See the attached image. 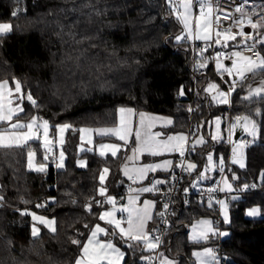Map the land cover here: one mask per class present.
<instances>
[{
    "label": "trees",
    "instance_id": "trees-1",
    "mask_svg": "<svg viewBox=\"0 0 264 264\" xmlns=\"http://www.w3.org/2000/svg\"><path fill=\"white\" fill-rule=\"evenodd\" d=\"M84 4L94 8L83 7ZM73 7L77 11H68ZM13 11H17V16L11 15ZM75 20L79 23L71 29L76 34L73 38L67 33L68 25ZM0 22L13 26L9 34L0 36V79H8L11 86L13 76L20 79L23 90H30L40 105L33 108L25 100V113L20 118L30 119L35 114L47 119L53 136L54 125H71L64 146L67 159L63 170L49 161L44 173L30 171L26 148H0V185L4 186L0 191L5 196L0 207V264H14L13 257L27 258L31 264H73L79 253L69 237L75 236L77 230L86 236L88 229L101 222L98 213L107 208V203L103 207L95 203L104 200L98 191L101 171L105 167L109 170L104 186L108 194L120 196L126 184L121 165L127 149H122L117 157L103 158L89 151L79 154L80 129L116 125L119 109L123 107L172 117L171 132L189 131L200 124L206 128L215 116L228 114L233 119L238 115L252 116L259 126L258 142L247 149L246 166L239 168L231 162L226 174L232 179L236 177L235 187L256 182L264 189V180L260 178L264 171V115L254 114L257 107L264 112V101L259 97L242 99L246 87L231 95L230 104L215 105L199 95L210 81L225 86L215 73L210 49L201 45L194 59L190 43L183 38V26L167 0H0ZM176 36L182 38L177 40ZM240 39L238 36L231 41L229 48L235 49L232 45ZM201 48L206 49L202 55ZM257 48L264 54V46ZM204 59L207 64L203 68L197 66L194 78V60L197 64ZM194 86L197 97L193 102ZM181 90L183 95L179 94ZM193 104L191 113L189 107ZM36 150L40 152L37 144ZM217 150L226 162L227 144H218ZM79 158L85 159V168H79ZM193 158L199 166L203 165L204 157L200 154L189 157ZM188 179L187 174L183 190ZM21 197L29 203H22ZM156 200L159 212L163 200L160 195ZM176 201L177 209L162 252L178 264H193L192 250L217 243L213 239L207 243L190 242L189 226L202 217L212 218L216 223L219 208L216 202L209 207L208 200L197 195L189 199L188 205L183 196ZM38 203H44L43 207H36ZM85 203L92 204L91 212L85 209ZM254 206L260 208V218L246 216V210ZM30 211L55 217L57 224L55 234L42 228L43 248L39 258L28 251L29 241L33 240ZM230 215V225L222 224V229L228 231L221 244L228 256L223 264H264V193L234 199ZM158 218L155 214L151 229ZM85 223L88 229L84 228ZM8 240L13 243L11 249ZM117 242L126 253L124 264L147 263L141 259L147 252H134L119 239Z\"/></svg>",
    "mask_w": 264,
    "mask_h": 264
},
{
    "label": "snow or ice",
    "instance_id": "snow-or-ice-1",
    "mask_svg": "<svg viewBox=\"0 0 264 264\" xmlns=\"http://www.w3.org/2000/svg\"><path fill=\"white\" fill-rule=\"evenodd\" d=\"M169 8L172 13L175 14L176 19L183 25V29L187 32L189 37H194L195 39L203 41H212L216 45H222L223 47H228V41H236L237 37L241 39L234 45L235 49L230 53H225L223 51H217L215 53V66L217 71L220 73L221 78L223 74L227 73L229 76H235L239 78V81H245L252 79L254 80L257 76L260 80L256 86L252 84L247 85V94L242 97L244 100H252L254 97H259L261 101H264V54L262 49H258L257 45L264 46V4L254 5L248 7L249 0H241V3L235 7L234 12L236 15L228 14L223 16V20H231V24L225 26L222 23V18L218 14V4L214 0H195V6L199 8V14L195 15L193 12L194 0H167ZM83 7H93L90 4H84ZM95 10V9H94ZM63 11V10H62ZM70 12H75L77 9L75 7L68 9ZM97 14H99V11ZM13 17L17 16V11L11 13ZM256 17V19H253ZM193 21H195V31L193 30ZM79 20L73 21L68 25L69 32L67 35L70 37H75V33L71 31L74 24H78ZM245 26L250 27L252 31L245 32ZM11 23H0V35L7 34L12 31ZM237 31H233V29ZM63 30V26H61ZM213 33L215 34V39L213 40ZM87 38V37H84ZM181 36H176L177 40H180ZM249 41L251 43L249 44ZM79 43V41H77ZM210 46V45H209ZM206 49H199L202 55ZM195 51V50H194ZM245 51H252L253 55H245ZM227 57L231 61V66L226 67L222 63V59ZM207 64V59L203 62L197 61V66L200 68L205 67ZM237 81L233 79L229 83L227 91L220 90L219 85L216 83H209L206 92L211 93V99L217 101L221 104H230L229 97L232 92L235 91ZM12 84L14 87H10L8 79H0V148H20L28 145L29 141L40 140L43 138L44 145L47 147L51 141L48 139L49 134V121L40 117L38 115L32 114L30 119H21L20 113H25V108L23 107L24 101L27 100L33 108H38L40 105L37 100L33 97L31 91H24L22 82L15 76L12 77ZM243 87V85H242ZM180 95H183V90L180 91ZM191 111V107H189ZM120 113H127L129 116L132 114L133 109L131 108H120ZM255 116H262L261 108L257 107L254 109ZM27 115V113H26ZM140 120L139 125L135 128V140L134 147L131 148V155H126V161H139L141 155L148 154L150 156H160L164 153L179 152L181 157L185 155V143L187 142V136L184 133H177L175 135H168L166 139H158L162 136V133L152 132L151 129L154 127V122L159 119L163 120L167 124H171L172 121L168 117H152L150 114L141 112L139 114ZM148 117V120H145ZM235 123L229 126V137L230 143H233L232 148V162L239 163L240 167H245L244 164V148L251 141L241 140L238 143L233 142L231 139L232 130L238 126L247 132L253 140H255L259 126L257 121L249 115H238L235 117ZM54 127L60 132L61 138L63 136L64 130L71 127L67 123L57 124ZM219 128H220V118H216V129L217 134L212 135V139L216 140L219 138ZM80 131L92 132V129L81 128ZM97 133L101 135L112 134L116 136L119 140H122L127 144L129 135L132 133L133 128L129 121L125 117H121V125L113 128H99L95 129ZM83 139V137H81ZM61 142L62 139H61ZM203 136L199 137L193 142L192 149L195 150L196 144L204 143ZM100 155L104 156L106 151H110L113 157L116 156L117 150L120 148L118 144H104L99 145ZM90 150V149H89ZM47 151H51V148H47ZM28 163L27 167L30 170L44 173L47 169L46 163L34 164L33 160L35 157V152L29 147L28 152ZM48 156L45 154L44 160H47ZM64 154L60 153L59 162L56 164L57 168H64ZM208 163L204 167V172L212 170L213 157L209 153L207 157ZM81 166H84L83 161H78ZM173 161L171 159H164L159 163H144L136 164L133 163L129 167L126 162L122 165V171L125 176L133 183L143 181L149 172H156L157 169H162L164 171L169 170L172 167ZM187 164V167H183ZM224 160L223 157L219 159V168L221 173H223ZM182 167L184 171H191L196 168V164L187 162L181 159L177 165ZM108 168L105 167L99 176L101 187L98 191L101 196H104L107 189L103 187L105 175L108 172ZM204 172L198 174V179L204 178ZM173 180L177 179L175 174L171 177ZM260 178L264 180V171L260 173ZM233 179H236L233 176ZM166 181L155 179L150 182L148 186H142L138 188L128 187L127 203L121 204L117 207L116 198L113 196H105L103 201L97 200L95 203L103 207L104 203L111 205L110 209L101 211L98 213V218L104 221L107 225L111 226V231L109 228L102 227L99 223L95 224L92 228L88 229V224H84V228L88 229V234L85 236L83 232L77 230L76 235L69 237L71 243L77 246L78 255L73 261V264H121L124 260L125 252L121 250L120 247L114 242L116 238L127 245L128 248H134L132 242H136L138 246L142 247V250L155 253L159 245L162 243L160 236H152L151 233L157 231L158 229H148V222L153 219V208L156 201L145 199L142 204H138L140 201V195L142 193L149 192H159L160 189L157 185L164 184ZM221 183L224 187L220 190L223 191L225 188L229 191L232 190V185L228 182L227 177L222 176ZM193 187L196 185L193 184ZM256 185H252L255 187ZM3 185H0V190L3 189ZM244 189L249 188L248 184H243ZM187 191V189H185ZM208 193L214 191L213 188L207 189ZM71 195V193H66ZM55 199L54 197L52 198ZM235 199V197H233ZM22 203H29V201L24 200L23 197L20 198ZM213 197L208 196V206H212ZM5 202V196L2 191H0V207L3 206ZM75 203V200L72 201ZM222 210H224L225 222L228 221L227 215V205L224 201H217ZM36 207H43V204H37ZM85 209L91 212L92 204L85 203ZM168 203H163L161 211L157 212L156 215L159 216L164 223H167L165 219L166 210L168 209ZM17 211H20L17 209ZM26 211V210H25ZM119 212L121 215L117 218L116 213ZM21 214H25L21 212ZM32 216L33 220L39 221L43 224L51 233L55 234L57 229L55 227L56 220L55 217L49 219L43 215H37L34 212L28 213ZM249 215L259 214V209L253 208L249 210ZM209 234L215 235L216 230L212 226V221L210 220H200L197 221L192 226V232L189 239L195 243L200 241H207L209 239ZM220 235H226V233H219ZM101 235L106 239H101ZM31 236L33 240L29 241V253L32 256L39 258L41 256V249L43 244L40 240V229L35 225L32 226ZM78 237H84L80 239ZM111 237V238H108ZM9 249L13 247L11 240L7 241ZM21 255L23 256V249L21 250ZM192 256L195 257L196 264H219V260L212 248L205 247L202 251H193ZM51 259V257H49ZM141 259L146 261L147 264H153V261H158L159 264H178L175 259H170L165 256L163 252H159L155 255L141 256ZM14 264H31L27 258L17 259L13 257Z\"/></svg>",
    "mask_w": 264,
    "mask_h": 264
},
{
    "label": "crops",
    "instance_id": "crops-1",
    "mask_svg": "<svg viewBox=\"0 0 264 264\" xmlns=\"http://www.w3.org/2000/svg\"><path fill=\"white\" fill-rule=\"evenodd\" d=\"M193 12H194L195 15H198L199 14V10H198L197 13L195 12V7L193 8ZM0 23H7V22H0ZM193 30L195 31V21H193ZM250 31H252V30L250 28H248L247 32H250ZM9 33H7V34H9ZM7 34H4V35H7ZM184 35H187L188 36V34H187V32L185 30H184ZM0 36H3V35H0ZM189 38L190 39H195L194 37H189ZM195 40L198 43H201V44H207V43L210 42V41H203V40H199V39H195ZM230 42L231 41H228V45H229ZM217 48H219L220 51H223L225 53H230L231 51H234V50H240V49H230L229 46L228 47H223L222 45H217ZM222 63L226 67H230L231 66V61L229 59L226 62H222ZM214 70H215V73L218 75L219 79H221V81H222V83L224 84L225 87L222 88L217 82L210 81V82H208L205 85V87L203 88V91L200 92L199 95L202 96L203 98H207L209 101H211L215 105H223V104L218 103L217 101L212 100L211 99V95L212 94L205 91V89L207 88V86H208L209 83H216L217 85H219L220 90L227 91V89L229 87V83H231V81L233 79H235L237 81L236 87H235V91L238 90V89H241L243 87H246V92L244 94V95H246L247 94V85L248 84H252L253 86H256V84H258V82H259V80H255V79L254 80L251 79L250 81H239V78L238 77L229 76L227 73H224L223 74V78H221L220 73L216 69L215 62H214ZM242 85H243V87H242ZM10 87H14V86H11L10 85ZM234 92H232V94ZM230 98H231V96L229 97V99ZM123 108H131V109H133L132 114L129 116V114H127V113H120V112H118V121H117L116 125L109 126V127H100V128H113V127H118V126L121 125V117L122 116L125 117L126 120L130 122V124H131V126L133 128L132 133L129 135L127 144H125L124 141L119 140L116 136H114L112 134L101 135V134L97 133L96 131H94L95 129H99V128L83 127V128H86V129H92L93 130L91 133H92L93 138H94L93 142L95 144V148H94L93 151H89V152H95L100 157H103V158L110 157V156L113 157L111 155V152L110 151H106L104 156H101L100 155L99 145L101 143H104V144H118V145H120V148L117 150V154H116L115 157H117L118 154L120 153V151L122 149H124V148L127 149L126 155H131V148L134 147L135 128L139 125V120H140L139 114L141 112H143V113L150 114V116H152V117H158V118L159 117H168L172 121L171 124H167L163 120H159V119H157L154 122V127L151 129V131L152 132L159 131V132L162 133V136L158 137V139H166V137L168 135H175L177 133H184L187 136V138H188L187 139V142L184 145L185 152H186L187 148L189 147L190 148L191 156L196 157L197 154H200L201 157H204L203 158L204 159L203 160L204 162H203V165L202 166H199L198 165V162L196 161L195 158L189 159L191 161V163L196 164V168L195 169H192L190 172L188 171V178H189L188 180H189V182H187V187L192 188L195 191H198L201 188H203L204 186L213 184V183H215L217 181L220 182L221 188L224 187V185H223V183H221V179L219 177L220 176L219 175V173H220V170H219L220 169L219 168V159H220V157H223V160H224V156H223V154L221 153L220 150H217V145L218 144H221L222 142H224V143L227 144V146L229 148V145H230V142L228 140V137H229V126L231 124L235 123V119H233L230 115L226 114L225 116H215V117H213L211 120H209V123L207 124L206 128H205V126L203 124H200L199 126H197L195 128H192V129L190 128L189 131L171 132L169 129H171L173 127V125H174V119L172 117L165 116V115H161V114H156V113H150V112H144V111H136L132 107H123ZM217 117L220 118L219 138L216 139V140H213L212 139V135L217 134V129H216V118ZM145 120L147 121L148 120V117H145ZM0 126H2V125H0ZM84 134H87L88 135V133H86V132H83L82 133L80 131V135H79V140L80 141L84 139V138L83 139L81 138V137H84L83 136ZM201 136H203L205 142L202 143V144H196L195 145V150H191L192 149L193 142L196 139H198L199 137H201ZM107 138L115 139L117 142L116 141L114 142V141L103 140V139H107ZM231 139H232L233 142L236 141L235 140V129L232 130ZM255 139H258V133H257V136H256ZM203 149H205L204 150V153H201L200 151H202ZM83 152H85V151H83ZM83 152H81V153H83ZM209 153H211L214 156L216 163H215L214 167L212 168V170H210L208 172H204V167L208 163L207 157H208V154ZM180 157L181 156H180L179 152H171V153H164L163 155H160V156H150V155H148V154L145 153V154L141 155L139 161H135V162H133V161H126L124 159V162L122 163V165H124L127 162L128 165H129V167H131L133 165V163H136L138 165L139 164H144V163H159L160 161H162L164 159H171L173 161V164H172V167L169 170H167V171H164L162 169H157V171L154 172V173L153 172H149L148 175L146 176V178L143 181H139V182H137L135 184H133L128 179V177L124 175V173L122 171V165H121V174H122L123 178L125 179L126 183L130 182L133 188H138V187H142V186H148L150 184V182L153 180V178L160 179V180H164V181H166V183L157 185V187L160 189V191H162V190H164L168 186V184H169V182L171 180L173 171L175 170V168L177 167V165L179 163V158ZM224 163H225V160H224ZM202 172H204V178L198 179V174L199 173H202ZM108 174H109V171L107 172V175H106V178L104 180L103 186H105V183H106ZM224 177H227L228 182L232 185V190L229 191L228 189L225 188L222 192H224V193H230L235 188L234 183H233L234 180L231 177H229L227 174ZM193 184H195L196 186L193 187L192 186ZM159 192L142 193L140 195V201H138V204H142L143 200H145V199H150V200L156 201V204H155V206L153 208V219L148 222V229L149 230H151V223L154 220L155 214L157 212V205H158V203H157V200H156V196H157V194ZM109 196H115V195H109ZM127 196H128V193L121 195V199H120L121 204H126L127 203ZM238 198L239 197H235V199H238ZM212 202H215V201H212ZM230 208H231V203H230ZM205 219L212 221V226L216 230V228H215V221L212 218H209V217H202V218L196 220L193 224H195L197 221L205 220ZM221 220H222V223L224 224L223 219H221ZM193 224L189 226V229H188V239H189V236H190V234L192 232V226H193ZM151 235H152V233H151ZM212 238H214V235L209 234V239L207 241L212 240ZM117 239L118 238H116L115 240L117 241ZM189 241L192 242V243H195V242H193L190 239H189ZM207 241H200L199 243H207ZM132 243L134 245V248H132V250L134 252H139L140 253V252H143L144 251V250H142V247L141 246H138L136 244V242H132ZM203 249H204V247L203 248H197V249L192 250V252L193 251H202ZM144 252H147V255L146 256H148V255L151 254V252H149V251H144ZM192 258H193V264H196L195 257L192 256ZM217 258L219 260V264H221L220 263V259H219L218 256H217ZM144 262H146V261H144Z\"/></svg>",
    "mask_w": 264,
    "mask_h": 264
},
{
    "label": "built area",
    "instance_id": "built-area-1",
    "mask_svg": "<svg viewBox=\"0 0 264 264\" xmlns=\"http://www.w3.org/2000/svg\"><path fill=\"white\" fill-rule=\"evenodd\" d=\"M214 2L216 4H218V14L222 18V23L225 26L230 25L232 21L230 19L229 20H223V16L228 15L230 13L233 15H236V13L234 12V9L236 6H238L241 3V0H214ZM259 4H264V0H249L248 7H252L254 5H259ZM194 7H195V12L197 13L199 8H198V6H195V0H194ZM253 19H256V17H253ZM248 28H250V27L245 26V29H244L245 32H247ZM233 31H237V29L234 28ZM183 38H184V40H186L190 43V45L193 49L194 59L198 54V48L202 45V46H204V48L211 50L213 63L215 62L214 57H215V53L217 52V45L216 44L212 43V41H210L207 44H201V43H198L195 39H190L187 35H184ZM214 39H215V34L213 33V40ZM242 49H243V46L240 48V50H242ZM244 54L245 55H253V52L252 51H245ZM227 60H228L227 57H225L222 59V62H226ZM196 68H197V64H196V61L194 60V62H193L194 78L196 76V70H197ZM250 80L251 79L245 80V81H250ZM192 96H193V102H194L196 97H197V90H196L195 86L193 88ZM193 112H194V104L191 107V113H193ZM241 140L251 141V143L247 144L243 150L244 158H245L246 153H247V149L249 148V146L258 142V139L253 140V138L250 135H248L247 132L243 131L242 135L235 142L238 143ZM35 143L37 144V146H38V148H39V150L43 156H45V154H47V156H48L47 160L48 161H50L53 164L57 162V160H58L57 159L58 147H57V141H56L55 137L51 138V144H52L51 151L44 150L43 138H41L40 140H35ZM232 148H233V143H230L228 160L223 165V173H221V171L219 173L220 179H222V176L226 175L228 165L232 161ZM190 156H191L190 148L188 147L186 152H185L184 157H180L179 161L181 159H184L188 162ZM183 167H187V164H185ZM173 173L175 174L177 179L173 180L171 178L168 186L164 190L160 191L157 194V195H160L162 197V200H163L162 205H163V203H168L169 207L166 210V215H165V219L167 220V223H164L163 220L159 217L158 223L153 227V229H158V230L152 232V236H160L162 243L159 245L158 249L155 250V253H151L150 255H155V254H158L159 252H162L165 237H166V235L170 229L171 221L173 220L176 209H177V201L176 200L178 197L183 196L185 198L186 205H188L189 199L191 197H193L194 195H197L199 198L205 199V200H208V196L211 195L213 197L212 201H215V202L220 201V199L223 196H226L228 201L231 203L234 201L233 197H243L244 195L250 194V193H264V189L260 188V185L256 182L248 183L249 188H247V189H244L242 186L241 187H235L234 190L231 191L230 193H224L220 190L221 184L219 181H217L213 184H210V185H206L198 191H195L189 187H186L187 191H185V189L183 190V187L186 184L185 177L187 176L188 171H184L182 167L177 166L175 168V170L173 171ZM252 185H256V186L252 187ZM129 186L132 187L130 182H128L124 185L122 194L128 193V187ZM209 188H213L214 191L212 193H208L207 189H209ZM121 195L116 196L118 201H120ZM40 204L44 205V203H40ZM161 210H163V209L161 208ZM222 224H223L222 220L219 217L215 223L216 234L214 235V238H212L213 240L216 241L217 244L210 247L214 250L216 256L219 257L221 264H223L224 260H228V256H226L224 254V251H223L222 246H221V244L224 240L223 236L219 234V233H223ZM153 264H159V262L154 260Z\"/></svg>",
    "mask_w": 264,
    "mask_h": 264
},
{
    "label": "rangeland",
    "instance_id": "rangeland-1",
    "mask_svg": "<svg viewBox=\"0 0 264 264\" xmlns=\"http://www.w3.org/2000/svg\"><path fill=\"white\" fill-rule=\"evenodd\" d=\"M49 125H50V124H49ZM69 129H70V128L64 130V132H63V136H62V138H61V134H60V132H59L57 129H56V134H54V136H53V134H52V130H51V127L49 126L48 139L51 141V138H52V137H55V138H56V141H57V147H58V156H57V159H58V160H57L56 163H54L55 165L59 162L60 153L63 152V154H64V160H63L64 168H57V167H56L58 170H63V169H65L66 159H67V153H66V151H65V149H64V146H65V144H66V137H67V135H68ZM86 133H88V135H87V134H84V135H83V136H84V137H83L84 139L81 140V141H79V144H78V153H79V154H80L81 152H83V151H93L94 148H95V144H94V142H93L94 138H93L92 133H91V132H86ZM89 133H90V134H89ZM61 139H62L63 142H61ZM43 144H44V142H43ZM29 147L35 152V157H34L33 163H34V164L46 163V164H47V169H48V166H49L50 163H49L48 160H44V156L42 155L41 152H37V150H36V143H35V140L29 141V142H28V145H25V146H24V148L27 149V152H28ZM47 148H52V144L50 143L47 147L44 145V150L47 151ZM89 149H90V150H89ZM40 154H41L42 158H40ZM212 157H213V166H212V168H213L214 165H215V163H216V161H215V158H214L213 155H212ZM78 161H83V162H84V166H81V165L77 162L79 168H84V167H86L87 163H86L85 159H83V158H79ZM188 162H191V161L188 160ZM231 162H232V161H231ZM243 162H244V164H245V166H246V158H244V161H243ZM27 163H28V156H27ZM232 164L236 165V166L239 167V168H242V167H240L239 163H233V162H232ZM243 168H244V167H243ZM27 169H28V167H27ZM47 169H46V170H47ZM28 170H30V169H28ZM30 171H33V170H30ZM33 172H36V171H33ZM106 175H107V174H106ZM106 175H105V178H106ZM104 180H105V179H104ZM103 187H104V186H103ZM109 195H110V194H108V192L106 191V193L104 194V196H101V195H100V196L103 197V198H105V196H109ZM113 197L116 198V196H113ZM225 197H226V196H223V197L220 199V201H221V200L224 201L225 204L227 205V209H226V211H227V215H228V221H227V222H225V219H224V210H222L221 205H220L218 202H216V203H217L218 208H219L220 217H221V219H223L224 224H225V226L227 227V226H229L230 223H231V215H230V202L228 201L227 197H226V198H225ZM116 202H117V207H118L119 205H121V202L118 201L117 198H116ZM110 207H111V205L107 204V208H106L105 210L110 209ZM253 208L259 209V214L254 215V216H253V215H249V214H248V213H249V210H250V209H253ZM105 210H103V211H105ZM30 212H34V213H36L37 215H43V216H45V217L51 219V217H49V216H47V215H44V214H42V213H40V212H35V211H30ZM120 215H121V214H120L119 212L116 213L117 218H119ZM246 216H247L248 218H260V217L262 216V213H261V210H260V208H259L258 206H254V207H250V208H248V209L246 210ZM31 217H32V216H31ZM99 224H100L102 227L109 228V230L111 231V226L107 225L104 221H101ZM33 225H35L36 227H38V228L40 229V234H41V230H42V228H45L46 230H48V229H47L43 224H41L39 221H36V220H33V219H32V226H33ZM55 227H56V229H57V224H55ZM48 231H49V230H48ZM227 232H228V231L223 230V233H226V235H222V236H223V239H225V238L228 236V233H227ZM108 238H111V237H108ZM101 239H106V238L103 237V235H101ZM114 242L117 244L118 247L121 248L122 251L125 252L124 248H123V247H122V246H121L116 240H114ZM207 242H208V241H207ZM124 245L127 246L126 244H124ZM205 247L210 248V245H206ZM205 247H204V248H205ZM151 253H152V252H151ZM125 258H126V254H125L124 260L121 261V264H124Z\"/></svg>",
    "mask_w": 264,
    "mask_h": 264
},
{
    "label": "water",
    "instance_id": "water-1",
    "mask_svg": "<svg viewBox=\"0 0 264 264\" xmlns=\"http://www.w3.org/2000/svg\"><path fill=\"white\" fill-rule=\"evenodd\" d=\"M242 133H243L242 128H240L239 126L237 128H235V140L236 141L239 139V137L242 135Z\"/></svg>",
    "mask_w": 264,
    "mask_h": 264
}]
</instances>
